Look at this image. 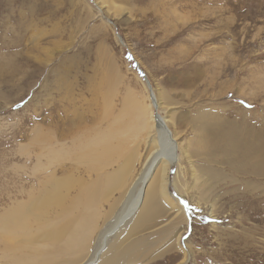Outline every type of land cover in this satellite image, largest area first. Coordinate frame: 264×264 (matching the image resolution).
I'll return each instance as SVG.
<instances>
[{"label":"rangeland","instance_id":"rangeland-1","mask_svg":"<svg viewBox=\"0 0 264 264\" xmlns=\"http://www.w3.org/2000/svg\"><path fill=\"white\" fill-rule=\"evenodd\" d=\"M145 75L160 97L156 113L177 132L185 196L169 191L188 223L160 202L164 213L139 234L167 219L156 251L175 245L180 229L186 264H264V0H0V214L45 176L38 127L43 120L50 144L51 98L66 82L79 111L104 90L108 133L129 101L130 124L142 122L134 107L148 101ZM257 130L260 164L241 155L238 138ZM226 139L238 145L224 153ZM118 143L112 154L127 144ZM170 257L153 263L177 264Z\"/></svg>","mask_w":264,"mask_h":264},{"label":"bare ground","instance_id":"bare-ground-1","mask_svg":"<svg viewBox=\"0 0 264 264\" xmlns=\"http://www.w3.org/2000/svg\"><path fill=\"white\" fill-rule=\"evenodd\" d=\"M145 82L148 101H136L134 107L142 117L138 128L127 119L132 109L129 101L128 110L111 121L115 122L112 129L102 131L100 123L109 109L107 97L100 100L102 88L82 111L73 107L67 82L63 94L56 92L51 98L50 144H44L43 120L38 127L41 144L36 165L45 176L36 192L28 194L15 210L9 207L0 214V264H154L166 254L171 255L167 262L186 264L188 250L180 229L174 235L175 245L156 251L158 242L169 232L167 219L154 233L139 234L154 213V217L164 213L160 202L188 223L186 208L169 191L172 184L185 196L177 132L165 115L156 113L160 97ZM258 136L257 130L252 140L246 132L238 138L241 155L246 160L253 155L260 164ZM118 141L127 144L117 158L110 147ZM227 143L228 139L224 153L238 145ZM175 165L176 175L171 179Z\"/></svg>","mask_w":264,"mask_h":264},{"label":"water","instance_id":"water-1","mask_svg":"<svg viewBox=\"0 0 264 264\" xmlns=\"http://www.w3.org/2000/svg\"><path fill=\"white\" fill-rule=\"evenodd\" d=\"M141 72H142L143 75L145 74L143 71H141ZM145 79H146V81H147V83L149 84V87H150L151 84H150V82H149V79L146 77V75H145Z\"/></svg>","mask_w":264,"mask_h":264}]
</instances>
